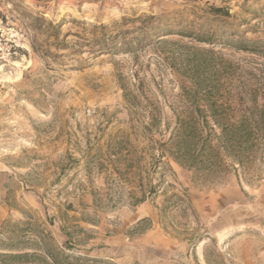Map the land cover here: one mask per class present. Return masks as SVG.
Here are the masks:
<instances>
[{
	"label": "rangeland",
	"instance_id": "rangeland-1",
	"mask_svg": "<svg viewBox=\"0 0 264 264\" xmlns=\"http://www.w3.org/2000/svg\"><path fill=\"white\" fill-rule=\"evenodd\" d=\"M254 101L264 109V0H0V253L30 220L108 264H264V123L242 167L223 157L206 177L160 157L196 107L236 119ZM120 152L134 168L119 176ZM141 179L156 193L136 205Z\"/></svg>",
	"mask_w": 264,
	"mask_h": 264
},
{
	"label": "trees",
	"instance_id": "trees-1",
	"mask_svg": "<svg viewBox=\"0 0 264 264\" xmlns=\"http://www.w3.org/2000/svg\"><path fill=\"white\" fill-rule=\"evenodd\" d=\"M216 12L223 11L216 9ZM36 25L37 28L34 31L36 34H42L54 40L52 44L47 45L48 47L56 49L57 52L68 49L69 45L60 39L62 36L61 26L54 25L44 18L36 19ZM94 29L96 31L106 30L105 27H94ZM104 44L103 40L96 43V47L102 54L106 51ZM32 48L35 52L38 50L34 45ZM46 52L51 59L57 60L62 56L50 51ZM254 102H256L254 106L258 113H252L250 110L239 111L240 115L236 119L225 108L226 105L218 106V102L206 105L204 109L196 107L190 113V118L183 121L178 120L177 127L169 141L160 143V157L168 155L181 166L195 170L206 177L219 173L223 165V157L234 160L238 166H244L246 156L251 155V131L252 124L255 123L253 121H259L258 124L264 123V109L260 110L257 101ZM150 123L151 127L157 128L159 119L153 117ZM215 127L219 128L221 132L219 135L216 134ZM210 128L214 129L213 134L208 132ZM123 157V152L114 155L115 171L119 176L122 173L121 164H127L124 165L126 172L134 168L133 163L122 160ZM159 161L160 159H158ZM146 187L141 179L135 187L141 196L133 193L134 204H144L152 194L156 193V189L152 185L148 190ZM178 198L177 195H173L168 201L173 202ZM184 201L186 200L184 199ZM4 248L8 252L0 253V264H108L97 259L76 257L64 252L57 245V241L51 233L40 229L30 220L20 225L17 235L5 243ZM65 249H71L70 242L65 243ZM27 250L28 252H25Z\"/></svg>",
	"mask_w": 264,
	"mask_h": 264
}]
</instances>
